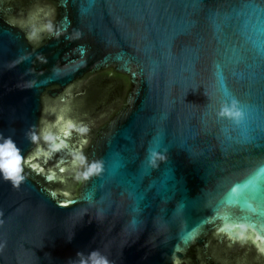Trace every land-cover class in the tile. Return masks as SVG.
<instances>
[{"label":"water","instance_id":"1","mask_svg":"<svg viewBox=\"0 0 264 264\" xmlns=\"http://www.w3.org/2000/svg\"><path fill=\"white\" fill-rule=\"evenodd\" d=\"M0 133V264H264V0H0Z\"/></svg>","mask_w":264,"mask_h":264},{"label":"clouds","instance_id":"2","mask_svg":"<svg viewBox=\"0 0 264 264\" xmlns=\"http://www.w3.org/2000/svg\"><path fill=\"white\" fill-rule=\"evenodd\" d=\"M222 116L239 117V111H235L229 107H222L220 110ZM79 132L85 133L88 131L87 127H81L78 129ZM32 139H35L33 136ZM45 139H49L46 135ZM55 140V136L52 137ZM157 159L163 160L164 156L157 152H151L149 162L153 167L156 166ZM75 163L79 165H85L86 160L83 154H80ZM25 158L21 154V149L17 146L15 141L10 136H4L0 133V180L10 182L13 187H19L25 179L24 172ZM102 165L99 161L87 164L84 170L80 173L82 178L99 173ZM138 211V209H137ZM104 215L102 212L97 214L98 219H103ZM137 220L133 218L130 221V225L135 229L137 227ZM70 238V236H69ZM71 264H114V261L103 252L100 248L93 249L88 253L78 252L77 259L71 261Z\"/></svg>","mask_w":264,"mask_h":264},{"label":"snow or ice","instance_id":"3","mask_svg":"<svg viewBox=\"0 0 264 264\" xmlns=\"http://www.w3.org/2000/svg\"><path fill=\"white\" fill-rule=\"evenodd\" d=\"M93 2V0H90V3Z\"/></svg>","mask_w":264,"mask_h":264}]
</instances>
